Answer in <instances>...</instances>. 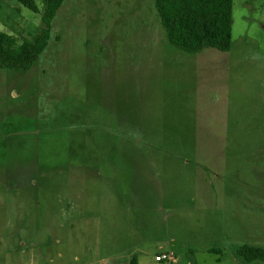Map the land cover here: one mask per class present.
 I'll return each mask as SVG.
<instances>
[{
	"label": "rangeland",
	"instance_id": "1",
	"mask_svg": "<svg viewBox=\"0 0 264 264\" xmlns=\"http://www.w3.org/2000/svg\"><path fill=\"white\" fill-rule=\"evenodd\" d=\"M32 1L0 0L10 47ZM244 245L264 249V0H232L229 51L199 54L154 0H66L33 66L0 69V264H264Z\"/></svg>",
	"mask_w": 264,
	"mask_h": 264
},
{
	"label": "trees",
	"instance_id": "2",
	"mask_svg": "<svg viewBox=\"0 0 264 264\" xmlns=\"http://www.w3.org/2000/svg\"><path fill=\"white\" fill-rule=\"evenodd\" d=\"M41 29L32 42L18 47L8 45V36L0 33V69L28 71L45 51L50 40L51 23L66 0H41ZM33 13L32 0H18ZM160 24L167 42L187 54H199L207 49L228 52L231 43L232 0H154ZM211 252H215L214 250ZM237 255L245 262L264 263V249L244 245ZM129 264H137L135 258Z\"/></svg>",
	"mask_w": 264,
	"mask_h": 264
},
{
	"label": "built area",
	"instance_id": "3",
	"mask_svg": "<svg viewBox=\"0 0 264 264\" xmlns=\"http://www.w3.org/2000/svg\"><path fill=\"white\" fill-rule=\"evenodd\" d=\"M170 259H171L170 255H165V254L155 256V258H154L155 262H157V263H160L163 261H168Z\"/></svg>",
	"mask_w": 264,
	"mask_h": 264
}]
</instances>
